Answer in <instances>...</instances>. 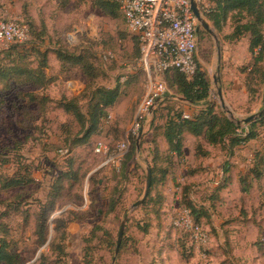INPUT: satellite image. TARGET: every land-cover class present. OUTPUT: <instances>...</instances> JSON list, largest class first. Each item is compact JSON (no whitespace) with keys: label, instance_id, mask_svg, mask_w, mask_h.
Masks as SVG:
<instances>
[{"label":"rangeland","instance_id":"374dc122","mask_svg":"<svg viewBox=\"0 0 264 264\" xmlns=\"http://www.w3.org/2000/svg\"><path fill=\"white\" fill-rule=\"evenodd\" d=\"M205 3L212 11L214 0ZM210 16L211 12L203 18L212 35L199 25L196 59L210 82L209 101L230 118L218 101L219 86L233 122L264 115V79L259 83L247 76L252 60L248 36L227 40L234 24L227 20L218 29ZM0 19H16L30 33V42L19 51L0 43V68L22 58V65L35 69L39 52L47 50L44 89L23 84L21 78L0 80V241L8 243V250L22 264H264V178L246 194L240 195L232 186L224 202L216 191L221 182L214 185L223 170L217 165H223L224 158L199 177L189 174L194 168L184 159L169 160L162 136L167 115L191 112L167 75L168 92L143 124L137 150V137L131 139L129 133L145 95V77L120 13L119 18L111 19L90 0H0ZM58 49L88 54L97 77L91 82L79 68L61 67L53 54ZM107 54L112 58H105ZM96 88H117L120 96L106 112L110 117L81 142L84 132H79L75 119L57 108V103L79 96L81 111L87 114L90 93ZM28 95H37L38 101L29 102ZM41 99L51 102L40 104ZM241 125L251 128L250 123ZM255 129L258 139L247 143L249 152L261 148L264 140V126L255 125ZM126 136L129 147L120 167L102 166L105 157L94 153V145L102 142L112 148ZM154 153L160 156L157 165L171 171L161 187L163 203L142 207L145 199L132 208L143 197L146 169L152 170ZM240 175L237 173L238 179ZM21 176L32 177L34 182L22 189L2 190L7 179ZM59 176L62 180L57 181ZM5 200L19 207L7 211L1 202ZM51 201L54 208L45 213L41 231L37 219ZM111 202L115 203L113 211ZM186 202L195 215L209 214L208 218L199 216L209 241L205 247L191 244L172 225ZM41 232L43 244L38 238Z\"/></svg>","mask_w":264,"mask_h":264},{"label":"trees","instance_id":"16d2710c","mask_svg":"<svg viewBox=\"0 0 264 264\" xmlns=\"http://www.w3.org/2000/svg\"><path fill=\"white\" fill-rule=\"evenodd\" d=\"M90 1L94 7L100 9L101 12L109 18L117 19L120 13L123 19L119 4L115 0ZM227 20H230L234 24L232 33L226 37L227 40H238L241 37L248 36V52L252 60L250 63L251 69L247 76L251 81L257 80L259 83H262L264 79V0H214V8L211 11L209 21L213 22L215 27L220 29L221 25ZM128 32L134 41L139 59L140 44L138 37L129 30ZM29 42L30 40H27L23 44L12 45L10 47L19 51L20 49H24ZM46 51L39 52V65L35 69L28 67L29 64L22 65V58L19 59L17 64H12L13 66L10 64L9 66L0 68V80L9 78L16 81V79L20 80L21 78V83L23 84L32 85L37 89H44L47 80L42 71L47 68ZM53 54L60 62L61 67H64L65 64L77 67L86 78L91 80V82L97 77L96 69L93 67L88 54L69 53L64 49H58L53 52ZM140 71L144 75L141 69ZM166 75L168 76L170 86L176 91L179 97L191 104L198 105L202 103L203 105V107L193 113L189 119L183 118V113L167 115L162 136L168 146V153H166V156H169V160L172 158L179 160L183 157L185 134L192 135L196 139L202 138L210 146L214 148L219 147L218 149L226 150L229 154L233 152V149L247 145L250 141L258 139V132H256V129L254 130V127L255 125L264 126V115L258 116L252 120V123L250 122L251 128L247 129L245 126L233 122L221 110H217L215 104L209 101L210 82L208 77L204 71L199 69L198 65L195 74L191 78L186 77L176 70H171L163 75L164 82ZM90 94V106L87 114L81 111L79 96L70 99H62L57 103V108L62 109L64 113L71 115L75 119L80 128L79 132H84L83 137L79 139L81 142L87 141L98 130L100 122L108 116L106 113L107 110L118 101L120 96L117 88H96L93 89ZM27 98L31 103H36L38 101L36 100L37 95H28ZM40 102V104H42V102L50 103L51 101L48 99H41ZM194 151L197 158L206 157L208 155L200 142L195 143ZM251 153L252 158L248 166L249 168L239 177V183L245 186L249 179L261 180L264 178V140L261 142V148L259 147L257 150L251 151ZM126 155L127 154H125L121 160L120 165ZM158 159H160V156L154 153L152 158L153 165L151 170L150 191L148 197L142 203V207L148 203L159 206L163 203L164 198L161 187L171 171H169L168 166L161 167L157 165ZM225 171L227 172V169H223V172ZM197 172V170H193L189 174L195 175ZM62 177L63 176H59L57 181L62 180ZM33 182L34 180L32 177H10L1 188L4 191L17 190ZM217 186L216 191L219 193L223 187ZM151 192L157 195L153 196ZM52 197L55 201L58 197V193L53 194ZM14 198L23 202V198L20 197V195L15 194ZM54 201H51L49 208H44V213L37 219V224L40 225L41 231H43L45 227V213L52 211L54 208ZM1 202L5 203L7 211L8 208L12 207L15 211L16 207H19L15 204L16 202L12 200ZM110 208V210L113 211L115 203L111 202ZM181 208L188 210L194 223L198 225H202L199 221V216L205 218L209 217V214L207 215L206 212L195 215L196 212L191 210L192 206L188 202ZM38 238L40 244H43L44 235L42 232L39 233ZM0 264H22L21 259L15 253L8 250V243L4 240L0 241Z\"/></svg>","mask_w":264,"mask_h":264},{"label":"built area","instance_id":"2783aa9c","mask_svg":"<svg viewBox=\"0 0 264 264\" xmlns=\"http://www.w3.org/2000/svg\"><path fill=\"white\" fill-rule=\"evenodd\" d=\"M119 4L127 29L138 37L140 58L138 65L145 75V95L136 108L131 139H136L139 129L146 122L156 105L168 92L163 75L176 70L191 78L197 70L199 23L191 10V0H115ZM203 17L210 14L205 0H194ZM29 39L28 27L16 19H0V43L23 44ZM105 58H112L107 54ZM108 115L104 120H107ZM189 119L190 115L183 114ZM129 138L110 148L97 142L94 153L104 156V165L119 168L128 151ZM66 152V151H65ZM62 153V151H60ZM63 154V153H62ZM172 225L189 237L191 244L205 247L208 236L203 226L195 224L186 209H180Z\"/></svg>","mask_w":264,"mask_h":264},{"label":"crops","instance_id":"0c3cea01","mask_svg":"<svg viewBox=\"0 0 264 264\" xmlns=\"http://www.w3.org/2000/svg\"><path fill=\"white\" fill-rule=\"evenodd\" d=\"M185 104L186 108L189 110V112H191V115L203 107L202 103L198 105H194L191 103ZM184 139L185 141L183 146V157L179 160L184 159L186 161V164L190 165L189 167L192 166L194 170L198 171L197 174L194 175V177H199L204 172H207L212 166L217 165L218 161L221 160V158L225 159L223 165L219 163L217 167L221 170L227 169V172H223L222 170L221 177L214 181L215 186L221 182V186L223 188L219 192V196L220 199L224 202H226V196L232 186H234L237 189L238 193L241 195L250 192L253 189V186L260 181L249 179L246 183V186L239 183L237 173H241L243 175L249 168L248 166L250 165V161L252 158L251 151L249 152L248 149L245 148L246 145L241 147L239 146L233 149V152L229 154L226 150H216V148L207 144L202 138L196 139L192 135L185 134ZM196 142H200L202 144L203 149L208 153L206 157L197 158L195 156L194 145ZM170 182H172V180H170Z\"/></svg>","mask_w":264,"mask_h":264},{"label":"water","instance_id":"95a60500","mask_svg":"<svg viewBox=\"0 0 264 264\" xmlns=\"http://www.w3.org/2000/svg\"><path fill=\"white\" fill-rule=\"evenodd\" d=\"M191 10L194 14V16L196 17L199 25L209 34L212 35V31L210 30L209 28V25L207 24V22L204 20V18L200 15V12L196 6V3L194 0H191ZM214 84L217 86L219 84V78L216 77L215 80H214ZM217 97H218V101L220 103V106L223 110H225V112L230 116V118L233 120V115H232V112L227 110L226 107H225V102H224V97H223V92H222V89L221 87H217ZM180 101L182 102H186V103H189L188 101L184 100V99H180ZM260 114H257V115H252V116H249L247 117L246 119H243V120H238L236 121V123L238 125H241V124H248L250 123L252 120H254L255 118H257ZM147 122V121H146ZM144 122V123H146ZM143 123V124H144ZM143 124L141 126V130L140 132L138 133V136H137V139H136V147H137V150L139 148V140L141 138V135H142V129H143ZM150 185H151V170L150 168H147L146 169V185H145V191H144V194H143V197L141 200L137 201L133 206L132 208H135L136 206L140 205L148 196L149 194V191H150ZM124 225H125V220L121 223L120 225V230H119V234H118V239H117V244H116V249H115V254L118 253L119 251V245H120V242H121V238H122V235H123V230H124Z\"/></svg>","mask_w":264,"mask_h":264}]
</instances>
